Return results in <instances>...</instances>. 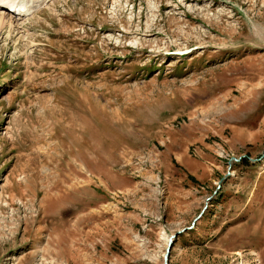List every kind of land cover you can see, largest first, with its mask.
<instances>
[{
  "label": "rangeland",
  "instance_id": "obj_1",
  "mask_svg": "<svg viewBox=\"0 0 264 264\" xmlns=\"http://www.w3.org/2000/svg\"><path fill=\"white\" fill-rule=\"evenodd\" d=\"M1 22L0 264H264V0Z\"/></svg>",
  "mask_w": 264,
  "mask_h": 264
},
{
  "label": "bare ground",
  "instance_id": "obj_2",
  "mask_svg": "<svg viewBox=\"0 0 264 264\" xmlns=\"http://www.w3.org/2000/svg\"><path fill=\"white\" fill-rule=\"evenodd\" d=\"M45 1L46 0H0V3L4 4L7 7H15L16 6L18 8H24L25 9L24 12H26L30 9H35V10L38 9V7H41V5H43V3ZM2 13L3 12H0V22L3 21L4 19H7L6 16L2 15Z\"/></svg>",
  "mask_w": 264,
  "mask_h": 264
},
{
  "label": "water",
  "instance_id": "obj_3",
  "mask_svg": "<svg viewBox=\"0 0 264 264\" xmlns=\"http://www.w3.org/2000/svg\"><path fill=\"white\" fill-rule=\"evenodd\" d=\"M235 160V159H233ZM237 161V160H235ZM251 161H254V160H251ZM257 161V160H256ZM229 165H231L229 163ZM230 167V166H229ZM200 217V215L196 218L198 219ZM195 219V220H196ZM193 226V225H192ZM186 229H183L181 231H178L177 233L171 235L167 241V245H166V248H165V252H164V255H163V264H168V259H169V255H170V251H171V248H172V245H173V242L174 240L176 239L177 235L183 233Z\"/></svg>",
  "mask_w": 264,
  "mask_h": 264
}]
</instances>
